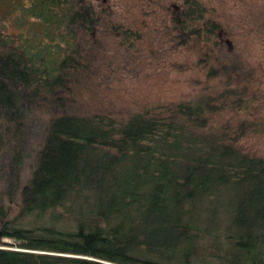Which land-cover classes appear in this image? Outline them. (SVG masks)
<instances>
[{
	"label": "trees",
	"instance_id": "16d2710c",
	"mask_svg": "<svg viewBox=\"0 0 264 264\" xmlns=\"http://www.w3.org/2000/svg\"><path fill=\"white\" fill-rule=\"evenodd\" d=\"M11 13L25 25L19 34L6 30ZM102 20L74 0H0V119L15 128L13 163L27 101L69 89L79 69L77 34ZM219 28L199 0H183L171 41L213 43ZM226 74L214 94L123 121L50 119L19 191L26 220L0 207V264H264V157L241 152L213 125L220 111L246 102ZM239 126L241 134L264 132L256 122Z\"/></svg>",
	"mask_w": 264,
	"mask_h": 264
},
{
	"label": "rangeland",
	"instance_id": "374dc122",
	"mask_svg": "<svg viewBox=\"0 0 264 264\" xmlns=\"http://www.w3.org/2000/svg\"><path fill=\"white\" fill-rule=\"evenodd\" d=\"M74 1L102 12L103 20L92 32L77 34L79 69L69 89L27 101L17 164L12 158L15 128L0 119V207L8 218H27L18 216L19 191L31 179L50 119L76 113L123 121L149 107L214 94L229 79L226 72L246 102L240 109L220 111L213 125L241 152L264 157V132L239 133L242 122L264 124V0H199L220 28L213 43L193 40L181 46L171 41L170 29L183 0ZM5 25L10 34L25 28L13 13ZM121 26L131 35H123ZM201 264L221 261L205 258Z\"/></svg>",
	"mask_w": 264,
	"mask_h": 264
}]
</instances>
